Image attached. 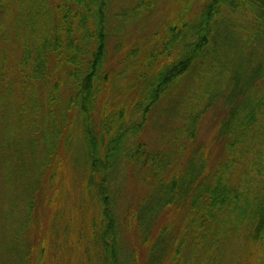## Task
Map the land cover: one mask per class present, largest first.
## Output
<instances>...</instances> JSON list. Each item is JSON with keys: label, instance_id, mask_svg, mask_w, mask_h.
I'll list each match as a JSON object with an SVG mask.
<instances>
[{"label": "trees", "instance_id": "1", "mask_svg": "<svg viewBox=\"0 0 264 264\" xmlns=\"http://www.w3.org/2000/svg\"><path fill=\"white\" fill-rule=\"evenodd\" d=\"M116 2L0 0L21 48L11 67V31L1 26L0 264L33 260L26 237L39 181L60 140L76 130L80 140L70 147L88 178L89 246L99 264H223L235 240L264 252V0H207L194 18L167 23L111 63L128 29L156 5ZM123 92L127 103L117 97L112 105ZM172 99L180 124L167 148L151 150L141 135L152 112ZM219 102L227 111L219 127L225 157L210 169L203 149L188 144ZM128 167L150 188L135 211L131 243L117 210ZM176 209L185 214L182 225L154 229Z\"/></svg>", "mask_w": 264, "mask_h": 264}, {"label": "rangeland", "instance_id": "2", "mask_svg": "<svg viewBox=\"0 0 264 264\" xmlns=\"http://www.w3.org/2000/svg\"><path fill=\"white\" fill-rule=\"evenodd\" d=\"M207 0H156L155 10L143 20V23L131 26L123 38L121 46L114 52L111 63L116 62L133 46H145L150 33H161L169 22H180L183 19L194 18L202 10ZM136 0H117V7L131 6ZM0 9V27L7 26L9 37L8 54L11 67L21 51L18 38H14L12 27L13 16L5 18ZM1 32V28H0ZM116 42L111 43V49ZM2 45L0 44V47ZM40 100L44 99L43 89H38ZM127 103L129 96L123 92L114 97L111 104ZM175 100L164 101L152 112L149 122L144 129L141 139L151 150L165 149L166 138L179 126L178 113L174 112ZM227 111L222 102L217 103L203 116L198 129V136L189 148L201 147L208 160V167L214 168L224 159V144L219 137V127L226 117ZM70 141L65 143L62 138L57 146L55 158L50 168L43 173L39 181V192L34 197V216L32 228L27 235L28 244L34 245V256L30 264H39L43 257V264H99L97 251L89 246L92 239L90 226H87L92 217L93 204L86 192L87 175L80 170L74 162L76 148L80 140L78 130L71 135ZM74 156V157H73ZM123 183L119 187L117 210L121 222L129 223L124 227V240L126 243L137 241L135 231V211L147 196L150 188L148 183L141 179L139 171L128 167L124 172ZM4 189L3 178L0 174V196ZM13 199L14 196H13ZM1 208V201H0ZM185 214L180 209L170 210L160 216L155 225L158 230L165 224L182 225ZM141 259L147 257V248L140 249ZM228 256L223 264H264V252L256 244H242L239 240L232 241ZM239 262V263H238Z\"/></svg>", "mask_w": 264, "mask_h": 264}]
</instances>
